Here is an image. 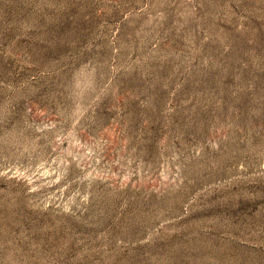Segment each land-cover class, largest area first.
Instances as JSON below:
<instances>
[{"label":"rangeland","instance_id":"374dc122","mask_svg":"<svg viewBox=\"0 0 264 264\" xmlns=\"http://www.w3.org/2000/svg\"><path fill=\"white\" fill-rule=\"evenodd\" d=\"M0 264H264V0H0Z\"/></svg>","mask_w":264,"mask_h":264}]
</instances>
